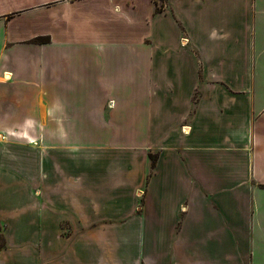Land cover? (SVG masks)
<instances>
[{
    "label": "crops",
    "instance_id": "crops-1",
    "mask_svg": "<svg viewBox=\"0 0 264 264\" xmlns=\"http://www.w3.org/2000/svg\"><path fill=\"white\" fill-rule=\"evenodd\" d=\"M164 1L0 0V264H264V0Z\"/></svg>",
    "mask_w": 264,
    "mask_h": 264
},
{
    "label": "trees",
    "instance_id": "trees-1",
    "mask_svg": "<svg viewBox=\"0 0 264 264\" xmlns=\"http://www.w3.org/2000/svg\"><path fill=\"white\" fill-rule=\"evenodd\" d=\"M155 4H156V8H155L156 11H160L162 7L157 0H155ZM48 40L49 39L46 36H39V37H36L33 41L37 43H45V42H48ZM150 159H151V167L153 168L155 164V156L150 154ZM1 231H2V225L0 224V248H2L5 245Z\"/></svg>",
    "mask_w": 264,
    "mask_h": 264
},
{
    "label": "built area",
    "instance_id": "built-area-1",
    "mask_svg": "<svg viewBox=\"0 0 264 264\" xmlns=\"http://www.w3.org/2000/svg\"><path fill=\"white\" fill-rule=\"evenodd\" d=\"M157 1L159 2L160 0H157ZM161 5H162L163 8L166 6L164 0L161 2ZM183 42L184 43L187 42V39L186 38H183ZM3 138H5V136L2 133H0V139H3Z\"/></svg>",
    "mask_w": 264,
    "mask_h": 264
}]
</instances>
